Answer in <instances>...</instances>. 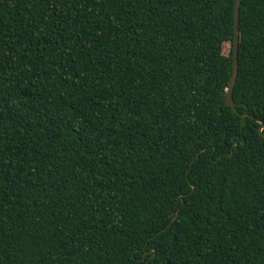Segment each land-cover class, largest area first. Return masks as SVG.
<instances>
[{
	"label": "trees",
	"instance_id": "obj_1",
	"mask_svg": "<svg viewBox=\"0 0 264 264\" xmlns=\"http://www.w3.org/2000/svg\"><path fill=\"white\" fill-rule=\"evenodd\" d=\"M234 9L0 0V264H264V0L245 118Z\"/></svg>",
	"mask_w": 264,
	"mask_h": 264
},
{
	"label": "water",
	"instance_id": "obj_2",
	"mask_svg": "<svg viewBox=\"0 0 264 264\" xmlns=\"http://www.w3.org/2000/svg\"><path fill=\"white\" fill-rule=\"evenodd\" d=\"M241 0H235V9H234V39H233V52H232V74L229 80V84L226 90V99H225V106L231 107L235 112V104L232 99V92L236 82L237 74H238V60H237V53H238V41H239V29H238V9ZM236 114H238L236 112ZM242 118H245V115H241ZM260 123V128L258 130L259 134L264 138V134H262V130L264 128V124ZM177 216V215H176ZM176 216L173 218L175 220Z\"/></svg>",
	"mask_w": 264,
	"mask_h": 264
},
{
	"label": "rangeland",
	"instance_id": "obj_3",
	"mask_svg": "<svg viewBox=\"0 0 264 264\" xmlns=\"http://www.w3.org/2000/svg\"><path fill=\"white\" fill-rule=\"evenodd\" d=\"M230 48H231V47H230L229 44L224 45L223 54H224V55H228L229 52H230Z\"/></svg>",
	"mask_w": 264,
	"mask_h": 264
}]
</instances>
